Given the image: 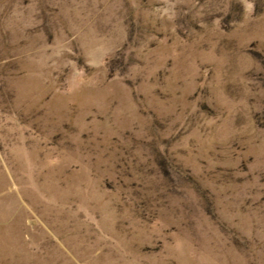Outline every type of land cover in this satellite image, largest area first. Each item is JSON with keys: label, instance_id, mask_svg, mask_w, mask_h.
<instances>
[{"label": "rangeland", "instance_id": "1", "mask_svg": "<svg viewBox=\"0 0 264 264\" xmlns=\"http://www.w3.org/2000/svg\"><path fill=\"white\" fill-rule=\"evenodd\" d=\"M0 264H264V0H0Z\"/></svg>", "mask_w": 264, "mask_h": 264}]
</instances>
